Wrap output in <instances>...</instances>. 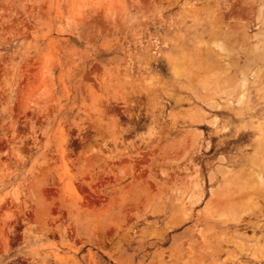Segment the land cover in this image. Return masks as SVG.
<instances>
[{"label":"rangeland","instance_id":"374dc122","mask_svg":"<svg viewBox=\"0 0 264 264\" xmlns=\"http://www.w3.org/2000/svg\"><path fill=\"white\" fill-rule=\"evenodd\" d=\"M0 264H264V0H0Z\"/></svg>","mask_w":264,"mask_h":264}]
</instances>
